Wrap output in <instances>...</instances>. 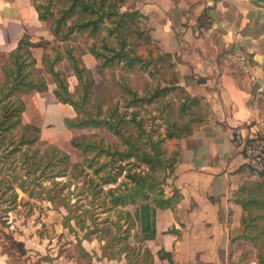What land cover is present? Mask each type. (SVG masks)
<instances>
[{
  "label": "trees",
  "instance_id": "trees-1",
  "mask_svg": "<svg viewBox=\"0 0 264 264\" xmlns=\"http://www.w3.org/2000/svg\"><path fill=\"white\" fill-rule=\"evenodd\" d=\"M32 1L39 19L51 21L50 31L53 34V40L41 38L39 41H33L31 35L25 33L17 47L9 53V58L0 65V70L5 76L4 83L0 82V146L4 144L8 133L10 136L5 145L8 147L13 144L8 155L16 158V153L21 150V147L28 146L20 155L24 157L23 165L26 171L21 176L16 174L13 178L16 180V186L13 181L4 183L1 179L0 185H4L5 190H11L8 196L12 201L11 208H14L18 204L17 187L27 191L30 184L26 185V182L29 183L38 178L35 175L36 171L40 170V175L48 170L51 171L56 164L63 165L56 172H48V176L54 179L53 185L57 187L46 189L45 197L54 206H62L67 210L65 227L74 228L70 223L74 220L78 228L86 230L83 237H77L76 245L79 251L83 252L86 264H93L96 253L91 254L82 242L84 239L90 241L91 234L95 232L98 233L96 237L101 242V257L120 260L123 256L127 264H152L154 256L144 243L156 237V209L174 207L177 201L176 193H178L175 192L172 197H166L164 192L166 179L160 183L155 173L167 171L169 172L167 175L170 176L174 172L180 158V139L192 136L210 109L204 97L191 95L181 85L178 59L161 48L154 38L153 28L148 25V17L139 9L123 10L127 0ZM77 34L94 39L87 49L97 59L98 68L107 67L114 70L121 67L129 74L140 72L146 74L142 95L128 85H123V90L130 95L125 108L134 106L136 103L158 104L167 124V133L164 137L155 140L148 134L146 139H143L146 131L142 118H137L141 114L138 109L123 112L117 102L107 109L106 115L102 114L104 98L102 93H94L93 71L83 63L82 52L77 51L76 47L70 43ZM141 44L147 46H145L146 55L138 52ZM48 46L54 53L44 52L43 65L44 70L49 72L55 80L54 94L58 101L71 105L77 112L73 118H64L65 125L68 128L102 126L114 138L122 142V148L118 143L104 146L103 136H100V146L96 141L99 135L92 134L90 136L95 139L90 140L91 143L83 149L86 151L98 147L96 154L92 158L85 157L81 163L70 164L69 153L54 143L46 142L42 151L41 147L31 146L41 140V130L35 124L24 121L26 101L23 97L33 91L42 94L46 89V79L43 71L36 67L37 59L31 49L42 47L46 50ZM64 60L69 61L78 80L76 91L77 93L81 91L80 100L73 97L67 81L61 77L62 72L56 70V66ZM27 67L28 71H26ZM158 73L161 74L160 77L157 76ZM172 93L173 95L167 98ZM91 99L92 108L87 106ZM17 131L20 137L15 143ZM172 140L175 141L176 149L169 157L166 154L167 145L164 147V144ZM71 144L75 147L79 145L75 137L71 139ZM147 147L151 149V152L147 150ZM30 151L32 155H29ZM102 153L106 158L109 156V159L99 161L97 158ZM132 156L139 158L151 171L127 173L134 185L122 191L120 185L125 184L118 183V178L123 167L121 164L115 165L116 160ZM107 166H110V169L103 172ZM88 169H91V172ZM66 172L71 179L79 178L82 182L81 188H86V196L91 195L89 202L92 200L91 203L95 204L93 200L100 199L101 204H98L97 210L102 208L105 211H114L118 217L114 221L117 226L120 227L119 216L127 217L129 223V229H126L127 235L113 234L109 224L97 222L93 216L94 211L86 206L81 213H77L76 209L72 208L71 201L67 199L72 191L67 189L62 193L64 187L70 188L71 181H56V178L65 176ZM104 185L115 186L105 189ZM29 192L31 194L32 191ZM107 196L110 197L109 200H106ZM233 196L242 206L243 213L239 228L231 232V241L244 239L251 243L256 264H264V179L245 181L233 191ZM127 204L134 206L132 211L120 209ZM85 215H91L92 225L86 223L88 219L84 217ZM99 223L102 225L100 226ZM134 227L133 243L129 240V235ZM70 256L72 254L69 253L68 257ZM158 256L161 259L169 257L171 260L170 254L163 249L158 251ZM246 257H249L248 254H244L241 260H245ZM76 263L83 264L79 260Z\"/></svg>",
  "mask_w": 264,
  "mask_h": 264
},
{
  "label": "crops",
  "instance_id": "crops-1",
  "mask_svg": "<svg viewBox=\"0 0 264 264\" xmlns=\"http://www.w3.org/2000/svg\"><path fill=\"white\" fill-rule=\"evenodd\" d=\"M125 9L148 17L161 48L178 59L181 85L210 109L196 132L180 139L179 161L164 184L165 196L178 192L177 201L156 209V237L144 243L152 264H256L251 243L231 241L243 213L233 191L264 176L248 164L234 132L248 134L264 123V0H128ZM25 33L53 40L32 0H0V53L15 49ZM83 59L90 68L97 64L90 53ZM54 87L34 94V124L50 143L77 129L65 125L75 110L55 100ZM27 107L31 112L32 101ZM161 249L171 260L158 256ZM93 261L127 264L124 257H101L99 249Z\"/></svg>",
  "mask_w": 264,
  "mask_h": 264
},
{
  "label": "rangeland",
  "instance_id": "rangeland-1",
  "mask_svg": "<svg viewBox=\"0 0 264 264\" xmlns=\"http://www.w3.org/2000/svg\"><path fill=\"white\" fill-rule=\"evenodd\" d=\"M123 10H125V7H123ZM43 25L47 28H50L51 21H43ZM39 40L40 39H38L37 41ZM93 41L94 39L92 38H86L83 35L77 34L74 40H72L70 43L76 47L77 51L82 52L83 59V54L90 53L87 49V46L91 45ZM145 46V44H141L138 47V52L146 55L147 46ZM35 48H32L31 51L34 57L35 52L39 56V58L35 57L37 59L36 67L39 70L43 71L44 77L46 79V89L43 93L44 95L49 93V89L55 86L53 88V93L50 94L53 95L56 101H58L54 94V89L56 88L55 80L49 72L44 70L43 65L44 52L48 51L53 54L54 51L51 49L50 46H48L46 50L42 47ZM9 53H0V65H2L4 61L9 58ZM83 63L87 66L84 59ZM90 69H92L93 76L95 79L94 93H102L101 95H103L104 98V101H102L104 112L102 114L106 115L107 109L118 102V106L123 112H130L133 109H138L141 111V114L138 115L137 118H142L143 127L146 131V133L143 134V139H146L148 134L152 135L153 139L155 140L159 137L165 136V134L167 133V124L164 118L162 117L163 111L159 108L158 104L136 103L134 106L125 108L128 99H130V95L123 90V85H128L130 88L135 89L140 95H142L144 88V79L146 78L145 73L140 72L136 74H129L121 67L112 70L107 67L98 68L97 64L95 67L93 66V68ZM56 70H60V72H62L61 77H64V79L67 81L69 91L73 92V97L75 99L80 100L79 95L81 94V91L78 93L76 91L78 80L70 66L69 61L64 60L60 62L56 66ZM26 71H28V67L26 68ZM159 75L161 74L158 73L157 76L160 77ZM4 78L5 76L0 70L1 83H4ZM37 93L38 92L33 91L32 93L24 95L23 97L26 100L27 104L31 101L33 104L32 111H28L27 107V111H25L24 113L23 117L25 122H28V120H31L33 124L36 122L35 118L37 117L36 114H38V112L36 111L34 94ZM172 95L173 93L169 94L167 98H170ZM91 103H93L92 99L89 101L87 106L92 108ZM71 112L73 116L74 114H77L76 111L73 112V110H71ZM71 133H74L73 137H75L76 142L79 143V145L76 147L70 143ZM92 134L99 135L96 137V141L99 143V145L101 144L100 136H103L105 139H103L104 146L111 145L113 143H118L120 144L121 148L123 147L122 142L118 138H114L111 133L102 126L85 127L79 129L77 128L76 130H74V132L62 131L59 140L57 139L58 141H56L58 144H54H56L57 146L60 145L59 147L61 149L69 153L70 164H73L75 162L81 163L87 156L92 158L93 155L96 154V151L98 149V147L91 148L86 151L83 149V147H86L88 143H91L90 140L95 139V137L90 136ZM6 135L8 139L10 134L8 133ZM19 137L20 135L17 131V134L15 136V139L17 140L14 139L15 143L19 140ZM7 139H5L4 144L0 146V179L3 180L4 183L13 181L14 186H16V180H14L13 178L16 176V174L18 176H21L26 171L25 165H23L24 157H20V155L21 152L25 151L28 148V146L23 145L21 147V150L16 153L15 158V156L13 155H8V152L13 147V144L6 147L5 143ZM45 143L46 141L40 140L35 145L31 146L41 147L42 151L43 147H45ZM166 145V154L167 156L171 157L172 153H174L176 149L175 141H168L166 144H164V147H166ZM147 150L151 152V149L149 147H147ZM32 154L33 153L30 151L29 155ZM107 158L109 159V156ZM107 158L105 157V154L102 153L99 154V157L97 159L99 161H106ZM118 164H121L123 167L118 178V183L121 182V184H125L123 186L120 185L122 191H125L126 187H131L134 185L133 180L127 176V173H142L151 171L144 162L134 156L124 159H117L115 165ZM62 167L63 165L56 164L52 167L53 169H51V171L56 172V170L61 169ZM106 169H110V166L104 168L103 172H105ZM88 170L91 172V169ZM51 171L48 170L46 173L40 175V170L36 171L35 175L38 178L34 181H30L29 183L26 182V185L30 184L27 191H23L17 187L16 191L18 194V204L14 208H11L13 205L12 201H10V197L8 196L11 193V190H5V186L0 185V264H75L77 260H79L83 264H86V259L83 255V252L79 251L76 246L77 237H83L85 235L86 230L78 228L74 220L70 222L74 228L65 227L64 224L66 216L68 215L67 210L62 206H54L51 201H49L45 197L47 195L46 189L57 187V185H53L54 179L48 176V172ZM167 174L169 175V172L167 173V171H159L158 173H155V176L156 179L161 183L167 178ZM30 175L32 176V172L30 173ZM57 180H59L60 182L71 181L70 188L64 187L62 193L66 192L67 189H70V191H72V193L68 195L67 199L71 201V205H73L72 208H75L77 213H81L84 209V206H86L92 211H94L93 216L96 218L97 222H106L109 224V227H111L113 234L119 236H124L128 234V231L126 230L129 229L127 217H125L124 215L119 216V227L114 223V221L117 220L118 217L113 210L105 211L102 208H98L97 210L96 207L99 203L101 204V202H99L100 199H94L93 201L95 204L91 203L92 200L89 202V199H91V195H89V197L86 196V188H81L82 182L79 181V178L71 179V177L66 172L65 176L56 178V181ZM109 186L115 185H104V188L107 189ZM30 190L32 191L31 194L29 192ZM101 196H103V194H101ZM109 198L110 197L107 196L106 200H109ZM27 201L28 203L25 204L24 202ZM133 208L134 206L132 204H127L120 209H127L132 211ZM90 216L91 215L84 216L86 217V219H88L86 220V223L88 225L93 224L92 220L90 219ZM100 223L99 225L101 226L102 224ZM133 234H135V227L129 235V240L134 243L135 239L133 237ZM96 235H98L97 232L91 234L92 239L90 241L83 240L84 247H86V249L91 254L96 253V250L98 249L101 250V242L96 237ZM69 253L72 254V256L68 257ZM94 263L98 264L97 261H93V264Z\"/></svg>",
  "mask_w": 264,
  "mask_h": 264
},
{
  "label": "built area",
  "instance_id": "built-area-1",
  "mask_svg": "<svg viewBox=\"0 0 264 264\" xmlns=\"http://www.w3.org/2000/svg\"><path fill=\"white\" fill-rule=\"evenodd\" d=\"M234 137L248 164L264 176V123L248 134L237 128Z\"/></svg>",
  "mask_w": 264,
  "mask_h": 264
}]
</instances>
